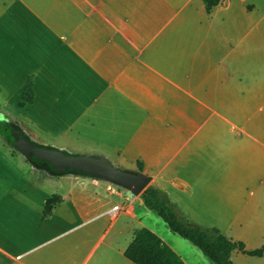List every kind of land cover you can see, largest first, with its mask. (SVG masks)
Masks as SVG:
<instances>
[{"label":"crops","instance_id":"0c3cea01","mask_svg":"<svg viewBox=\"0 0 264 264\" xmlns=\"http://www.w3.org/2000/svg\"><path fill=\"white\" fill-rule=\"evenodd\" d=\"M253 7L246 0H219L209 12L203 0H0V113L36 143L149 177L188 225L238 235L224 236L246 251L262 248L264 18L251 19ZM28 85L32 101L21 107ZM13 157L0 151L2 161ZM26 182L33 181L10 163L1 167L0 264H58L53 253L36 256L41 243L33 242L54 216L57 206L43 218L53 195L40 201ZM107 192L121 202L109 208L97 194L81 195L79 208L72 201L69 216L80 220L69 234L95 224L103 232L89 250L81 239L69 244V264L81 257L89 264L101 247L92 264H133L123 253L146 228L147 208L140 196ZM158 237L187 264L168 234Z\"/></svg>","mask_w":264,"mask_h":264},{"label":"rangeland","instance_id":"374dc122","mask_svg":"<svg viewBox=\"0 0 264 264\" xmlns=\"http://www.w3.org/2000/svg\"><path fill=\"white\" fill-rule=\"evenodd\" d=\"M246 4L254 5L253 10H251L250 12L251 19H257L259 17L264 18V0H246ZM7 133L8 129L0 123V151H5L6 149V151H9V153L13 155L14 150L18 154L14 155L13 160H6L7 162L0 160V169L1 167L5 168V165H8V163H10L11 169H14L15 172L17 171L20 178H23L26 181H33L26 182L25 189L27 194L35 195L36 199L40 201L53 195L55 197V200L58 201V204H56V211L53 212L54 216H52L50 224H48V226L43 225L41 233L36 234L34 238V246H37L38 243H41V245L35 249V255L44 258L48 256L49 253H53L58 259V264H69V253L67 259L64 255L65 248H68L69 250V244L81 239L86 241L87 246L85 248L89 250V248L97 241V239L103 232L102 228L99 227L98 224H95L87 226L86 228L74 232L73 234H69V229L74 227L77 224L78 220H80L76 216H69V213L75 209V207L71 204L72 201L75 202L79 208L82 205V201H80L81 195L84 196L86 194H97L103 199V201H111L108 205V207L110 208L113 206L114 203H120L121 200L116 196L109 195V193L105 189L106 183L104 181H100L99 186H94L91 184L92 178L89 177L72 175L52 177L44 172L35 171L24 160V157L17 150L11 148L10 145L7 143ZM58 148H62L70 152L69 149L63 147ZM37 180L39 182H37ZM114 188L118 190L119 193L121 191L126 193V196L128 198H134V196L131 195V193L126 191L125 189H122L117 186H114ZM70 190H74L72 192L73 199H69ZM75 195L77 198L74 197ZM143 211L146 213V217L142 221L144 223V226L153 230L157 236H163V232L168 234V238L172 240L171 241L170 239H168V242L172 244L175 250L185 258L187 264H193L195 260L196 262L200 261L202 264H211L209 260H207L201 254V252L195 247H193L187 240H184L183 238L171 233L168 230L167 226L164 224V222L159 219L155 214L144 208ZM222 235H225L230 238H236L238 236L235 234L224 233ZM51 238L52 240L47 246L43 245L46 241L50 240ZM175 242L179 245L175 244ZM123 244H125V241H123ZM261 247H264V244ZM102 249L103 248L101 247L98 250V252L93 256L89 264H92L93 260L98 256V253L102 251ZM185 250H189L191 252V260H189L185 255L182 254V252ZM82 260L83 257L77 259L76 264H79ZM231 260L233 264H264V254L261 258H255L242 254L238 251H233Z\"/></svg>","mask_w":264,"mask_h":264},{"label":"trees","instance_id":"16d2710c","mask_svg":"<svg viewBox=\"0 0 264 264\" xmlns=\"http://www.w3.org/2000/svg\"><path fill=\"white\" fill-rule=\"evenodd\" d=\"M205 9L209 12L219 3V0H203ZM32 101V91L28 85L23 94V103L29 104ZM0 123L6 128L15 127L21 130L18 125L10 121L0 113ZM8 139V136H6ZM36 145L44 146L36 143ZM18 154L13 150V155ZM25 161L28 164L40 166V163L27 155ZM144 206L161 219L167 228L179 237L187 240L198 249L211 264H233L230 255L234 250L250 257L261 258L264 254V247L253 251H246L242 242L231 241L222 235L217 229H202L192 227L178 218L170 202L156 189L148 186L140 195ZM58 201L55 197L47 200L43 209V218L52 214ZM125 259L133 264H185L183 260L153 232L141 228L134 233L132 241L123 253Z\"/></svg>","mask_w":264,"mask_h":264},{"label":"water","instance_id":"95a60500","mask_svg":"<svg viewBox=\"0 0 264 264\" xmlns=\"http://www.w3.org/2000/svg\"><path fill=\"white\" fill-rule=\"evenodd\" d=\"M7 143L24 158L29 155L40 166L29 164L32 169L49 176H83L111 183L125 189L133 196H140L148 187L149 177L128 171L112 164L107 159L89 154L68 152L55 146H39L22 130L8 129Z\"/></svg>","mask_w":264,"mask_h":264},{"label":"built area","instance_id":"2783aa9c","mask_svg":"<svg viewBox=\"0 0 264 264\" xmlns=\"http://www.w3.org/2000/svg\"><path fill=\"white\" fill-rule=\"evenodd\" d=\"M94 183L97 184L99 181L98 179H93ZM115 185L108 183L107 186V191L111 192L112 194H116V189L114 188ZM114 209H116V207H114Z\"/></svg>","mask_w":264,"mask_h":264},{"label":"flooded vegetation","instance_id":"af4514ba","mask_svg":"<svg viewBox=\"0 0 264 264\" xmlns=\"http://www.w3.org/2000/svg\"><path fill=\"white\" fill-rule=\"evenodd\" d=\"M9 128H12V129H17V128H15V127H9ZM9 128H7V129H9Z\"/></svg>","mask_w":264,"mask_h":264}]
</instances>
